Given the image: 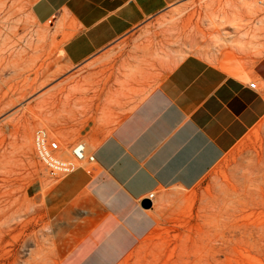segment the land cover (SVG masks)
<instances>
[{
    "label": "crops",
    "instance_id": "obj_1",
    "mask_svg": "<svg viewBox=\"0 0 264 264\" xmlns=\"http://www.w3.org/2000/svg\"><path fill=\"white\" fill-rule=\"evenodd\" d=\"M177 1L31 6L35 23L57 32L61 56L87 81L78 97L85 112L65 135L87 145L94 167L59 180L43 198L62 264H119L155 227L141 208L145 197L194 188L264 119V96L249 83L199 56L167 69L160 47L143 43V25ZM250 78L264 85V56Z\"/></svg>",
    "mask_w": 264,
    "mask_h": 264
},
{
    "label": "rangeland",
    "instance_id": "obj_2",
    "mask_svg": "<svg viewBox=\"0 0 264 264\" xmlns=\"http://www.w3.org/2000/svg\"><path fill=\"white\" fill-rule=\"evenodd\" d=\"M35 1L0 0V264H62L43 201L58 181L37 162L32 137L44 128L62 145L76 142L65 131L85 112L78 97L87 81L61 56L57 32L35 23ZM235 6L233 0H178L143 25V43L160 47L167 69L190 55L210 64L219 58L264 96V85L250 78L264 56L257 54L264 31L255 25L264 13L248 17ZM253 34L254 48L247 44ZM237 41L246 47L235 50ZM38 181L43 191L34 196ZM156 200L155 210H145L155 227L119 264H178L179 256L210 254L218 264H264V119L198 185L160 189Z\"/></svg>",
    "mask_w": 264,
    "mask_h": 264
},
{
    "label": "built area",
    "instance_id": "obj_3",
    "mask_svg": "<svg viewBox=\"0 0 264 264\" xmlns=\"http://www.w3.org/2000/svg\"><path fill=\"white\" fill-rule=\"evenodd\" d=\"M253 1L264 9V0ZM249 88L257 90V84L250 82ZM32 148L37 162L43 167L48 178L54 181H59L80 169L88 171V167L95 164L94 155L89 152L85 143L73 142L62 145L53 132L44 128L34 132ZM154 199L156 192L148 194L144 200L152 203Z\"/></svg>",
    "mask_w": 264,
    "mask_h": 264
},
{
    "label": "bare ground",
    "instance_id": "obj_4",
    "mask_svg": "<svg viewBox=\"0 0 264 264\" xmlns=\"http://www.w3.org/2000/svg\"><path fill=\"white\" fill-rule=\"evenodd\" d=\"M234 2H235V4L237 5V6H235V7H237L239 10H242L248 17H257V16H259V15H261L262 13H264V9L263 8H261V7H259L253 0H233ZM236 17V16H235ZM189 20H191V19H189ZM233 21L234 22H237V23H235L234 24V29H238L239 27H240V25H239V23H241V20L240 21H238V18H237V20H235V19H233ZM244 21V20H243ZM257 27H259V30L260 31H264V15L263 16H261L259 19H258V21L256 22V24H255ZM241 26H242V24H241ZM246 26V25H245ZM185 27V26H184ZM247 32H248V30H247ZM251 32H253L252 30H251ZM248 35H250V34H247V36ZM40 36V35H39ZM41 36H42V34H41ZM251 38H252V40H251V38L249 39V41H250V43H247V44H252V46H253V48H254V43L256 42L255 41V39L258 37L257 35H251L250 36ZM40 39V38H39ZM42 40V39H41ZM241 46H245L246 47V45H240V41H239V43H238V41H237V43L235 44V45H233V46H231V47H234L235 48V50H237V49H239V50H241ZM221 47L222 48H224L225 47V45H221ZM233 48V49H234ZM220 49V48H219ZM226 54V53H225ZM257 54H259L260 56H262L263 54H264V47L261 49V50H259L258 49V51H257ZM211 55V54H210ZM213 55V54H212ZM146 57V56H145ZM214 57V56H213ZM226 58V57H225ZM225 58H222V59H225ZM207 60H208V58H206ZM209 60L210 61H213V62H217L218 63V66H219V69H221V71H223V72H225L227 75H229V76H232V77H235V78H237V79H243L245 76H243V75H241V74H239V73H237L236 72V70H234L233 68H229V67H226L225 65H219V58H216L215 60L214 59H211V58H209ZM213 62H212V64H213ZM26 97V95H21V98H25ZM129 112V111H128ZM133 112V111H132ZM130 116V115H129ZM117 118V117H116ZM123 118V117H122ZM122 121V120H121ZM118 125V124H117ZM152 203H153V210H155V208L157 207V200L156 199H154V200H152ZM95 234V233H94ZM201 237H200V242L201 243H205L206 241L204 240V237H205V234H201L200 235ZM209 241V240H208ZM195 242V241H194ZM207 244H209V243H207ZM206 244V245H207ZM203 245V244H202ZM209 247V246H208ZM211 247L212 246H210L209 247V249H211ZM203 248V247H202ZM219 249V247H216V248H212V251H215V250H218ZM144 250V249H143ZM221 250H222V248H220L219 250H218V252H221ZM209 251V250H208ZM211 251V250H210ZM211 251V252H212ZM195 252V251H194ZM199 252V251H198ZM183 255V254H182ZM200 255V254H199ZM176 260H178L179 262H178V264H218L217 262H218V260L216 259V256L213 254V255H211L210 254V256H208V257H200V256H196V257H193L192 256V258L191 257H188V256H186V257H181V256H179ZM176 260H174V261H176ZM173 261V262H174ZM82 262V261H81ZM176 263V262H175ZM175 263H173V264H175ZM167 264H168V262H167ZM177 264V263H176Z\"/></svg>",
    "mask_w": 264,
    "mask_h": 264
},
{
    "label": "water",
    "instance_id": "obj_5",
    "mask_svg": "<svg viewBox=\"0 0 264 264\" xmlns=\"http://www.w3.org/2000/svg\"><path fill=\"white\" fill-rule=\"evenodd\" d=\"M141 208L143 210H150L152 208V203L149 200H143L141 202Z\"/></svg>",
    "mask_w": 264,
    "mask_h": 264
}]
</instances>
